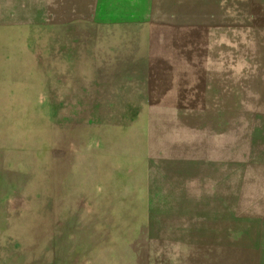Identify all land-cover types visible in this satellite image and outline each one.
Segmentation results:
<instances>
[{"label": "rangeland", "instance_id": "1", "mask_svg": "<svg viewBox=\"0 0 264 264\" xmlns=\"http://www.w3.org/2000/svg\"><path fill=\"white\" fill-rule=\"evenodd\" d=\"M0 264H264V0H0Z\"/></svg>", "mask_w": 264, "mask_h": 264}]
</instances>
